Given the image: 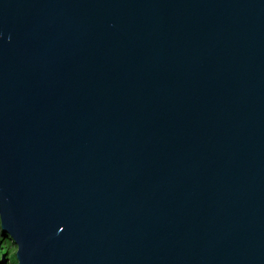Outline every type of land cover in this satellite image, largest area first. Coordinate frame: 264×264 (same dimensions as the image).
Returning a JSON list of instances; mask_svg holds the SVG:
<instances>
[{
  "label": "water",
  "instance_id": "95a60500",
  "mask_svg": "<svg viewBox=\"0 0 264 264\" xmlns=\"http://www.w3.org/2000/svg\"><path fill=\"white\" fill-rule=\"evenodd\" d=\"M0 228L17 264H264V0H0Z\"/></svg>",
  "mask_w": 264,
  "mask_h": 264
},
{
  "label": "rangeland",
  "instance_id": "374dc122",
  "mask_svg": "<svg viewBox=\"0 0 264 264\" xmlns=\"http://www.w3.org/2000/svg\"><path fill=\"white\" fill-rule=\"evenodd\" d=\"M0 232H1V228H0ZM7 237L5 238H9V247L7 250H4L7 255H3V258H4V261L3 263L4 264H17V261H16V258H15V251H16V244L11 240V238L8 236V234H6ZM12 257L15 259V263L12 261Z\"/></svg>",
  "mask_w": 264,
  "mask_h": 264
},
{
  "label": "trees",
  "instance_id": "16d2710c",
  "mask_svg": "<svg viewBox=\"0 0 264 264\" xmlns=\"http://www.w3.org/2000/svg\"><path fill=\"white\" fill-rule=\"evenodd\" d=\"M7 237L6 233L0 232V249H3V251H0V256L3 255H7V253L4 250H7L9 247V238H5ZM12 261L15 263V259L12 257ZM2 263V262H0Z\"/></svg>",
  "mask_w": 264,
  "mask_h": 264
},
{
  "label": "flooded vegetation",
  "instance_id": "af4514ba",
  "mask_svg": "<svg viewBox=\"0 0 264 264\" xmlns=\"http://www.w3.org/2000/svg\"><path fill=\"white\" fill-rule=\"evenodd\" d=\"M2 256H3V254L0 256V262H2L0 264H4L3 261H2Z\"/></svg>",
  "mask_w": 264,
  "mask_h": 264
},
{
  "label": "snow or ice",
  "instance_id": "6c2138e0",
  "mask_svg": "<svg viewBox=\"0 0 264 264\" xmlns=\"http://www.w3.org/2000/svg\"><path fill=\"white\" fill-rule=\"evenodd\" d=\"M0 251H3V249H0Z\"/></svg>",
  "mask_w": 264,
  "mask_h": 264
}]
</instances>
